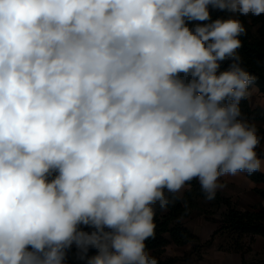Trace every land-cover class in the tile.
<instances>
[{"label":"clouds","instance_id":"9594fccd","mask_svg":"<svg viewBox=\"0 0 264 264\" xmlns=\"http://www.w3.org/2000/svg\"><path fill=\"white\" fill-rule=\"evenodd\" d=\"M261 15L264 0H0V264H65L73 245L87 264H158L145 241L166 193L196 179L212 200L220 177L260 171L238 49L240 17Z\"/></svg>","mask_w":264,"mask_h":264},{"label":"trees","instance_id":"16d2710c","mask_svg":"<svg viewBox=\"0 0 264 264\" xmlns=\"http://www.w3.org/2000/svg\"><path fill=\"white\" fill-rule=\"evenodd\" d=\"M209 11L213 20L217 17H226L228 15L211 8H209ZM240 19L246 28V34L239 37L242 47L238 49V53L242 58V67L256 77L255 83L250 86V89L256 87L264 95V16H254L253 24L250 23L246 16H241ZM251 25L257 26L256 33L252 32ZM227 66L228 62L222 63L221 70L227 68ZM240 108L243 116L250 123L264 122V109H254L250 104L249 98L241 101ZM255 126L258 130V135L262 137L255 151L257 156L264 158V129L257 124ZM246 174L254 183L264 186V172L257 171L251 175ZM185 187V190L176 194L166 193L170 199L175 196L167 210L161 211L158 206L156 207L154 216V223L156 224L155 238L145 241L146 248L150 252H159L171 244L180 247L191 244L198 245L200 242L199 238L185 227L182 221L203 210L202 204L206 202H211L219 210L225 209L222 219L217 221L219 224L217 233L221 230L228 237H233L238 241L248 237L260 236L264 238V204L242 211L236 208L231 199L224 197L219 192H216L214 199L207 200L206 194L201 190L200 184L196 179L190 181ZM255 193L264 202V187L256 188ZM81 227L84 231L92 230L87 226ZM95 254V249H89L88 256ZM65 264H87V258L81 259L78 249L73 245L67 251Z\"/></svg>","mask_w":264,"mask_h":264},{"label":"rangeland","instance_id":"374dc122","mask_svg":"<svg viewBox=\"0 0 264 264\" xmlns=\"http://www.w3.org/2000/svg\"><path fill=\"white\" fill-rule=\"evenodd\" d=\"M264 16V15H263ZM253 24L254 16H246ZM252 32L256 33L257 26L251 25ZM249 98L251 106L264 109V95L256 87L251 89ZM264 129V122H256ZM264 161V158L258 156ZM264 172V165L260 170ZM224 185L218 189L224 197L231 199L239 210H247L251 207L264 204L263 200L255 193L256 188H263L261 184L254 183L245 172H239L235 176L226 175L219 178ZM186 187L181 189L185 190ZM203 210L194 213L182 222L200 242L186 246L171 244L165 249L151 253L162 264H264V238L257 236L248 237L238 241L227 234L217 233L219 224L225 209H217L211 202L202 204Z\"/></svg>","mask_w":264,"mask_h":264}]
</instances>
